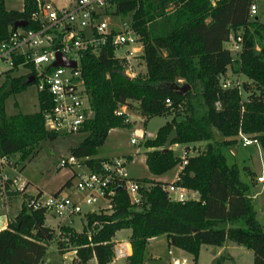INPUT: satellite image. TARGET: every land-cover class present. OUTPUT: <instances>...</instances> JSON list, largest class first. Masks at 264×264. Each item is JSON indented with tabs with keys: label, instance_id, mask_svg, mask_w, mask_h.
Segmentation results:
<instances>
[{
	"label": "trees",
	"instance_id": "16d2710c",
	"mask_svg": "<svg viewBox=\"0 0 264 264\" xmlns=\"http://www.w3.org/2000/svg\"><path fill=\"white\" fill-rule=\"evenodd\" d=\"M44 1L22 0L21 11H7L0 0V44L9 39L17 22H26L25 30L39 29L32 17ZM253 2L109 1L106 13L128 15L131 20L142 46L139 57L145 77L126 75V61L116 59L111 46L104 47L97 57L81 58L92 118L82 130L87 137L70 149V156L96 173L102 164L110 163V159L94 157L111 130L131 127L125 114H116L122 107L137 113L144 122L169 118L154 139L145 140L144 165L152 176L159 177L185 161L172 185L196 193L198 201L173 202L165 191L170 184L143 179L130 180L139 185L140 202L133 205L124 190L126 180L116 179L110 208L85 215L79 233L70 227H59L55 233L45 226L44 211L23 207L0 230V264H40L53 240L59 254L75 252L77 264H86L93 255L99 264H110L113 239L124 230L130 232L127 264H142L147 241L158 236H165L168 248L191 256L193 262L201 247L220 248L231 242L252 252V264H264V233L250 199L254 184L242 182L239 168L227 165L223 154L238 143L240 135L255 141L264 154V26L248 17ZM239 31L241 51L233 59L224 46L229 35ZM233 66L234 73L247 81L241 86L244 99L238 88L221 87ZM27 78L7 74L0 86V153L9 157L18 154L21 160H30L41 142L57 137L43 125V114L50 104L46 92H38L36 113L5 114V101L29 86ZM183 85L190 90L180 95L174 88ZM172 130L176 133L172 145L185 146L182 158L171 150L162 151ZM214 131L223 140H216ZM200 143L204 148L189 156L188 146ZM244 170L248 174V168ZM248 175L254 179L253 173ZM71 181L72 177L60 191L69 188Z\"/></svg>",
	"mask_w": 264,
	"mask_h": 264
},
{
	"label": "built area",
	"instance_id": "2783aa9c",
	"mask_svg": "<svg viewBox=\"0 0 264 264\" xmlns=\"http://www.w3.org/2000/svg\"><path fill=\"white\" fill-rule=\"evenodd\" d=\"M61 1L63 4L57 8H53L54 0H45L38 6V13L32 20L40 24L39 29L25 30V27L12 30L9 39L0 44V77L24 72L20 76L34 77L37 91L46 92L50 98L49 108L43 114L45 130L56 136H67L81 132L92 118L81 73V58L85 55L97 57L104 47L111 46L116 59L129 61L142 54V46L131 28L130 18L119 26L112 25L116 17L106 13L110 0ZM209 1L214 5L219 0ZM256 13L253 2L249 6L248 17L253 19ZM227 44L233 52L239 54L242 46L240 33L230 34ZM120 51L122 55L118 54ZM58 54L75 62V68H53L52 64ZM229 84L225 81L221 87L230 88ZM166 104H169L168 100ZM116 114L126 115V108H120ZM148 139L150 135L142 134L136 138L131 134L130 144L135 145L138 140L143 142ZM240 139L242 147L257 144L242 135ZM185 164L182 161L180 170ZM123 165V160L112 159L110 163L102 164L101 171L96 173L88 170L74 157L62 159L59 168L68 167L72 171L71 186L66 189L69 194L58 192L45 196L38 192L35 196H24L22 206L29 211H44L45 215L49 214L56 219L59 227L66 222L70 225L74 218L108 210L114 197L115 180L124 179ZM10 173L14 175L13 179ZM125 180L124 190L130 203L139 205V185ZM257 182L264 184V178L258 177ZM26 188L27 184L20 182L17 167L11 157L0 153V210L7 209L10 198L23 193ZM165 191L173 202L198 201L196 193L172 183L165 187ZM70 192L77 198L73 199ZM100 204L105 206L83 213V207L92 208ZM113 252L116 259L127 258V250L123 245L114 247ZM173 264L185 262L174 260Z\"/></svg>",
	"mask_w": 264,
	"mask_h": 264
},
{
	"label": "rangeland",
	"instance_id": "374dc122",
	"mask_svg": "<svg viewBox=\"0 0 264 264\" xmlns=\"http://www.w3.org/2000/svg\"><path fill=\"white\" fill-rule=\"evenodd\" d=\"M63 4L61 0H54L53 8L60 7ZM256 5V16L253 18L257 22L264 26V0H255ZM4 6L7 11H21L22 0H4ZM129 20V16H120L114 19L112 25L119 26ZM240 35L242 31H239ZM225 49L228 50L233 59H237L238 54L231 50L230 45L225 44ZM258 50V45H256ZM122 55V52H118ZM125 73L131 78L145 77V66L139 56L130 59L125 62ZM234 66L228 68L226 75L222 80V84L228 81L230 87H236L241 92L242 99L245 98L244 93L241 90L242 84L246 79L234 73ZM25 73V72H24ZM16 73L11 75L13 77H19L20 74ZM4 82V77H0V86ZM254 88V86L252 87ZM37 86L29 85L26 86L19 94L10 96L4 103L5 114L7 116L14 115H31L38 111L37 102ZM135 106V104H134ZM127 113H129L127 111ZM132 113L130 121L135 124L131 125L129 129H115L109 132L105 143L101 148L98 149L95 159H120L124 161L122 167V177L127 180H151L152 175L148 172L144 165V154L147 151L143 144L145 141H137V144L131 145L130 139L131 134H134L136 138L145 135H151L152 140L155 138L158 129L163 126L169 118L155 117L144 122L138 114ZM215 139L220 141L223 140V136L214 131ZM87 133L81 131L67 136H57L53 141H43L39 144L37 153L30 160H21L18 154L11 156L12 163L15 164L18 171V177L21 183H26L27 188L23 193H19L8 201L7 209L0 210V230L5 229L8 222L12 221L14 217L23 208L22 204L24 196H35L38 192H41L45 196L54 195L58 192H62L63 195H68V191L60 189L62 186L72 177V171L70 168H59V162L63 159L66 160L70 157V149L78 146L85 138ZM202 144V143H201ZM174 146V145H172ZM183 145H178L173 149V154L176 157L182 158L184 156ZM203 145H200L198 149H202ZM233 151L234 155L230 152ZM197 153V152H196ZM223 154L226 156L227 165H235L239 168V178L242 182L253 183L254 186L250 187V199L255 211L256 220L261 226L264 233V184H257L254 179L262 176L264 178V154L259 150L258 145L254 144L248 147H242L238 142L229 151L224 150ZM195 155V152L193 153ZM131 156V161H125L124 158ZM177 167L164 174L165 179L170 181L174 178L177 172ZM244 168H248L254 174V179L245 172ZM12 179L14 175H9ZM155 177V176H154ZM71 194V192H70ZM73 199L77 196L71 194ZM105 205L100 204L99 206L87 208L83 207V213L87 214L90 210H97L98 208L104 207ZM44 224L51 229H56L57 221L49 214L44 216ZM85 225L84 217H78L72 219V224L64 223L60 227H70L77 232H81ZM59 227H57L55 233H58ZM116 242L125 241L124 232L120 233L116 239ZM160 259L158 261L149 264H168L169 257L167 255V248L161 242L156 244L152 249ZM176 256V252L171 250ZM218 247L203 246L201 247L198 257L193 264H252L253 254L251 251L245 248L239 247L231 242H226L224 248L220 251ZM56 247V240L49 243L47 250L43 256L42 264H74L71 258H62ZM186 260L191 262L192 257H185ZM146 261V259H145ZM148 262V260H147ZM76 263V262H75ZM114 264H124V260L116 261Z\"/></svg>",
	"mask_w": 264,
	"mask_h": 264
},
{
	"label": "crops",
	"instance_id": "0c3cea01",
	"mask_svg": "<svg viewBox=\"0 0 264 264\" xmlns=\"http://www.w3.org/2000/svg\"><path fill=\"white\" fill-rule=\"evenodd\" d=\"M131 114L132 113H127V110H126V116H127V118H128V120H129V122H131L130 121V116H131ZM134 114H137V113H134ZM131 124H135V122L134 123H132L131 122ZM164 125V124H163ZM112 131V130H111ZM110 131V132H111ZM245 137V136H244ZM150 138H151V135H150ZM238 142H240L241 141V139H240V136L238 137ZM200 145H203V148H204V146H205V144L204 143H200V144H194V145H190V146H188V150H189V156H192L193 155V153L195 152H198V151H201L202 149H198V147L200 146ZM178 145H174V146H171L170 147V150L173 152V149L175 148V147H177ZM183 148H185V146H182V149ZM259 148V147H258ZM259 150H260V148H259ZM261 151V150H260ZM147 152V151H146ZM184 152V151H183ZM230 154L231 155H234V152L233 151H231L230 152ZM116 159V158H115ZM125 159V161H131L132 160V157L131 156H128V157H126V158H124ZM110 160H112V159H110ZM118 160H120V159H118ZM144 161H145V157H144ZM179 171H180V167L178 166L177 167V172L175 173V175H174V178L173 179H171L170 181H167L166 179H165V176L164 175H162V176H159V177H154V176H152V181H156V182H161V183H167V184H171V183H173L175 180H176V177H177V175H178V173H179ZM250 173H253V172H251L249 169H248V174H250ZM254 174V173H253ZM257 184H261V183H257ZM66 189H69V188H66ZM72 224V223H71ZM57 227H59L58 225L56 226V229H57ZM56 229H54V230H56ZM77 232V231H76ZM124 232V237H125V241H123V242H116L117 240H115L116 239V237L120 234V233H122V231H120V232H118L116 235H115V237H114V239H113V242H114V244H115V246L114 247H116L117 245H123L125 248H126V250H127V257L130 255V246H129V244H128V239H129V236H130V232L128 231V230H124L123 231ZM79 233V232H78ZM161 242H162V244L164 245V246H166V248H167V255H168V257L170 258L169 259V262H168V264H173V262H174V260H178L179 262H181V261H184L185 262V264H193L194 262H193V260L191 259V262H189L188 263V261L186 260V258L185 257H188L189 255H187V254H185V253H183L182 251H180V250H177V249H173V248H168L167 247V243H166V239H165V236H158V237H156V238H152V239H150V240H148L147 241V243H146V245H145V249H144V254H143V263L142 264H149V262L150 261H152V262H157L158 261V259H160L159 258V256H157L156 254H155V252L152 250L153 249V247L156 245V244H161ZM224 248V245L222 246V247H220L219 249H220V251L222 250ZM171 250H174L177 254H176V256H174V254H173V252L171 251ZM219 251V252H220ZM170 252V254H168ZM63 259L64 258H71V260H72V262H74V264H77V263H75L76 262V260H75V255H74V252H68V253H65V254H63V255H60ZM145 259H146V261H145ZM119 260H124V264H127L126 263V258L125 259H116L115 257H113V260L111 261V263L110 264H114L116 261H119ZM147 260H148V262H147ZM40 264H42V261H41V263ZM86 264H99V262L97 261V259H96V257L93 255V256H91V258L86 262Z\"/></svg>",
	"mask_w": 264,
	"mask_h": 264
},
{
	"label": "water",
	"instance_id": "95a60500",
	"mask_svg": "<svg viewBox=\"0 0 264 264\" xmlns=\"http://www.w3.org/2000/svg\"><path fill=\"white\" fill-rule=\"evenodd\" d=\"M27 26V23L24 21H20L15 23L12 26V30L15 31L16 29H23ZM76 63L75 62H70L68 60H66L63 56L61 55H57L56 56V61L52 64V67H70V68H75ZM35 82L34 77L30 76L27 78L26 84L27 85H33ZM174 90L176 92H178L180 95H184L185 93H187L190 90V87L187 85H183L181 87H175ZM176 139V133L174 130H172L169 135L166 137L165 143H164V147H163V152H167L170 150V147L173 143V141Z\"/></svg>",
	"mask_w": 264,
	"mask_h": 264
}]
</instances>
